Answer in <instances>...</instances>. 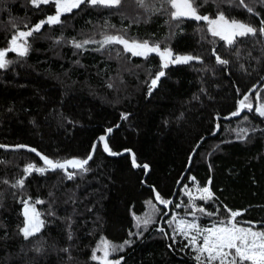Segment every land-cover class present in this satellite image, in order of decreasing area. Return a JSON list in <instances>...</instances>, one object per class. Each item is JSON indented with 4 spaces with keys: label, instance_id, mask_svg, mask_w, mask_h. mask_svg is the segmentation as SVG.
Here are the masks:
<instances>
[{
    "label": "trees",
    "instance_id": "trees-1",
    "mask_svg": "<svg viewBox=\"0 0 264 264\" xmlns=\"http://www.w3.org/2000/svg\"><path fill=\"white\" fill-rule=\"evenodd\" d=\"M54 1L0 0V144L77 164L95 143L77 169L0 149V264H96L101 238L117 264H217L174 217L264 231V0ZM216 16L249 31L225 40L207 28ZM113 36L189 59L132 55ZM193 185L206 196L189 200ZM233 252L219 264H248Z\"/></svg>",
    "mask_w": 264,
    "mask_h": 264
},
{
    "label": "rangeland",
    "instance_id": "rangeland-1",
    "mask_svg": "<svg viewBox=\"0 0 264 264\" xmlns=\"http://www.w3.org/2000/svg\"><path fill=\"white\" fill-rule=\"evenodd\" d=\"M48 0H32V4L44 3ZM81 0H55L56 11H68L75 7ZM93 2H100L105 4H113L117 0H90ZM176 12L181 11L183 16H192L191 11L187 6L174 3ZM228 25L229 33L228 38L233 35L248 32L249 29L236 22L229 21L223 17L216 16L208 20L207 28L211 33L222 36L221 28ZM221 32V33H220ZM103 42L116 41L120 43L122 48L136 56H145L147 54L157 52L167 55V60L172 63L186 61L189 59L186 55L172 56L166 50H159L156 47L147 44L146 42L133 41L121 37H105ZM12 44H10L11 46ZM9 46V47H10ZM7 49L0 50V63L3 55ZM13 51L21 54L24 51V45L19 41L13 43ZM244 105H250L249 100L243 101ZM245 109L248 106H244ZM205 189L198 190L195 185L188 189V199L193 201L195 198L206 196ZM173 225L181 237H185L192 250L202 259L207 261H215L217 264L224 263L231 256L229 250L232 249L234 254L248 264H264V231L255 229L248 225H236L232 219L229 223L222 224H209L204 225L200 223L196 216L188 215L185 218L174 217L172 219ZM111 247L105 239L98 240L92 250L91 259L96 264H106L111 257ZM115 260V259H113Z\"/></svg>",
    "mask_w": 264,
    "mask_h": 264
},
{
    "label": "water",
    "instance_id": "water-1",
    "mask_svg": "<svg viewBox=\"0 0 264 264\" xmlns=\"http://www.w3.org/2000/svg\"><path fill=\"white\" fill-rule=\"evenodd\" d=\"M53 18H54V17H52L51 19H47V20L50 21V20H52ZM225 26H226L227 28H224V31H226V32L229 33V27H228L227 25H225ZM228 33L225 34V35H222L221 37L224 38L225 40H227V39H228ZM10 49H13V46H12V45L10 46ZM263 77H264V76H263ZM263 77H262V78H263ZM260 80H262V79H260ZM259 82H260V81H258V82L253 86V88H255ZM251 90H253V89H251ZM244 106H248V108L251 109L250 105H244V104H240V103H239L237 110H234V111H232V112H229L228 114H226V115H224V116H216L215 118H220L221 120H224V121H227V120H229V119H231V118H235V117H237L242 111H246V109L244 108ZM215 127H216V129H215L214 133L217 131V128H218V127H217V124H216ZM106 135H107V132L105 133L104 137H106ZM97 139H98V140L100 141V143H101V139H102V137L99 136V137H97ZM94 143H95V141L93 142L92 147H91V151H90V153L88 154V156L86 157V159H85L84 161H82L81 163H77V164H72V163H69V162H53V163L46 162V161L40 156V154L37 153V151H36L35 149H33V148L29 147V146H26V145H21V144H17V145H3V144H0V149H15V148H23V149H27V150L31 151L32 153L36 154V155L39 157V160L41 161V163H43V164H44L45 166H47L48 168H55V167L62 166L63 168H72V169L74 168V169H77V168H81V167H83V166L88 162V160H89V158H90V156H91V153H92V149H93ZM101 147H102V149H104V147L102 146V143H101ZM123 153H124V151H122V152H120V153H111V154H108V155H110V156H117V155H120V154H123ZM129 159H130V161L133 162L131 154H130V156H129ZM133 166L136 167L137 164L133 162ZM182 175H183V173H182ZM182 175H181V177H182ZM181 177H180V178H181ZM179 181H180V179H179ZM179 181H178V182L176 183V185L174 186L173 194H174V191H175V189H176V187H177ZM168 202H169V201H168ZM168 202H167V203H168ZM164 205H165V204H164ZM25 206H26V205H25ZM26 207L31 208V209H30V210H31V213H32L33 215H35L34 206H32V205H28V206H26ZM35 222H36V221H35ZM36 224H37V222H36ZM114 262H117V261H114ZM106 264H115V263H113V261H110V262H108V263H106Z\"/></svg>",
    "mask_w": 264,
    "mask_h": 264
},
{
    "label": "flooded vegetation",
    "instance_id": "flooded-vegetation-1",
    "mask_svg": "<svg viewBox=\"0 0 264 264\" xmlns=\"http://www.w3.org/2000/svg\"><path fill=\"white\" fill-rule=\"evenodd\" d=\"M189 9V8H188ZM191 11V14H192V16H194V13H193V11L192 10H190ZM228 26V25H227ZM221 28V34L222 35H225V34H227L228 32H226V31H224V28H227L225 25H224V27H220ZM157 229H161V228H157ZM162 230V229H161ZM110 261H113V263H115V264H117L118 263V261L117 260H113V259H109V262ZM114 261H117V262H114ZM108 263V262H107Z\"/></svg>",
    "mask_w": 264,
    "mask_h": 264
}]
</instances>
